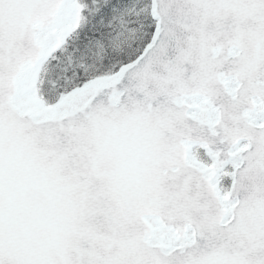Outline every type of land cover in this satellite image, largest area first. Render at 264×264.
Here are the masks:
<instances>
[{"label":"snow or ice","instance_id":"6c2138e0","mask_svg":"<svg viewBox=\"0 0 264 264\" xmlns=\"http://www.w3.org/2000/svg\"><path fill=\"white\" fill-rule=\"evenodd\" d=\"M0 264H264V0H0Z\"/></svg>","mask_w":264,"mask_h":264}]
</instances>
